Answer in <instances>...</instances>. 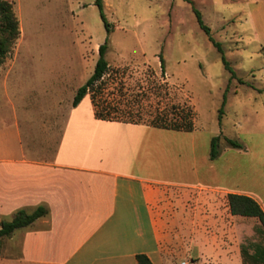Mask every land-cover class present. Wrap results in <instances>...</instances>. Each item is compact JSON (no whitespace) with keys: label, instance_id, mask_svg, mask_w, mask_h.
<instances>
[{"label":"crops","instance_id":"crops-1","mask_svg":"<svg viewBox=\"0 0 264 264\" xmlns=\"http://www.w3.org/2000/svg\"><path fill=\"white\" fill-rule=\"evenodd\" d=\"M61 101L0 125V222L46 210L0 239V264H139V254L153 264H246L237 222L247 217L231 213L228 194L264 210V101L253 118V189L230 173L233 156L252 155L241 140L244 152L223 145L211 159L213 136L196 125L105 120L89 95ZM211 197L225 199L228 217ZM226 234L239 241L225 247Z\"/></svg>","mask_w":264,"mask_h":264},{"label":"rangeland","instance_id":"rangeland-1","mask_svg":"<svg viewBox=\"0 0 264 264\" xmlns=\"http://www.w3.org/2000/svg\"><path fill=\"white\" fill-rule=\"evenodd\" d=\"M8 1L21 32L0 66L1 127L13 123L16 114L53 112L59 100L66 108L71 105L77 88L95 70L99 46L108 41V87L98 98L113 100L124 93L122 104L129 100L136 110H151H143V119L154 115L159 100L161 106H192L196 127L210 137L221 135L222 153L224 137L249 146L252 155L233 156L229 166L235 181L245 183L246 176L253 189V118L264 101V0H103L108 27L97 0ZM160 84L167 91L159 92ZM138 92L142 95L135 99ZM213 201L228 217L225 199ZM237 225L243 227L239 239L245 263L264 264L261 253L253 260L256 246L264 248L260 220L242 218ZM239 239L223 237L225 247Z\"/></svg>","mask_w":264,"mask_h":264},{"label":"trees","instance_id":"trees-1","mask_svg":"<svg viewBox=\"0 0 264 264\" xmlns=\"http://www.w3.org/2000/svg\"><path fill=\"white\" fill-rule=\"evenodd\" d=\"M97 5L100 7L102 17L105 21L106 26L108 23L103 14V0H97ZM197 18L202 27L205 28L207 33H210V28L205 25L201 13L199 10H196ZM20 26L19 19L14 11L13 3L8 0H0V66L4 63L5 59L11 52L14 44L20 36ZM218 49L222 52V47L219 43H216ZM109 48L108 41L99 46V59L96 63L95 70L91 77L78 89L73 99V106H77L85 96L91 95V100L94 105V111L98 118L105 120H119L132 123H146L156 127L162 128H171L176 130L191 131L195 129V118L196 112L192 106L186 103H174V104H164L161 106L163 101L157 103L155 107L154 115H151V118L143 119L142 112L144 107L135 109L134 106H131L132 103L129 100H126L125 103L122 100V97L126 94H122L121 98H115L109 100L107 98L101 100L98 97H102V94L105 89L108 87V81L105 79L108 70L109 63L106 58V54ZM223 61L226 68L231 72V77L236 76L233 68L230 66V63L227 61L226 57L223 55ZM161 67L164 68L165 62L164 58L160 56ZM167 91V86L160 84L158 87L159 92ZM123 92V90L121 91ZM227 92L228 88L224 94V100L221 108L219 109V119H222L224 114V107L227 101ZM142 95L141 92H138L135 95V99H138L137 96ZM117 97V95H116ZM138 101V100H135ZM150 111L151 110H144ZM137 113V114H135ZM137 115V117L135 116ZM227 142V145L233 148L245 149L244 144L237 140L228 137H224ZM221 135L213 136L211 139V148H210V158L217 159L221 153ZM228 202L230 206V211L233 215H240L245 217H257L263 228H264V210L260 203L255 200L253 197L246 194L239 193H229ZM46 210L43 207L37 208L32 213H27L25 210L18 211L12 220L10 221H1L0 222V239L4 236H9L15 229L27 226L34 222L39 217L45 214ZM257 248V249H256ZM253 253V260L258 259L259 253L261 256H264V248L256 246ZM139 264H153L148 256L144 254H139L137 256Z\"/></svg>","mask_w":264,"mask_h":264},{"label":"built area","instance_id":"built-area-1","mask_svg":"<svg viewBox=\"0 0 264 264\" xmlns=\"http://www.w3.org/2000/svg\"><path fill=\"white\" fill-rule=\"evenodd\" d=\"M181 264H186V262H182Z\"/></svg>","mask_w":264,"mask_h":264}]
</instances>
